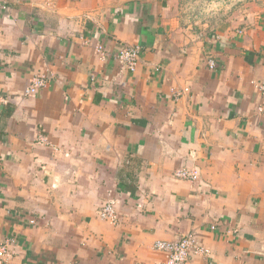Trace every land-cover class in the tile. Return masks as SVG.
Returning a JSON list of instances; mask_svg holds the SVG:
<instances>
[{"label":"crops","instance_id":"1","mask_svg":"<svg viewBox=\"0 0 264 264\" xmlns=\"http://www.w3.org/2000/svg\"><path fill=\"white\" fill-rule=\"evenodd\" d=\"M245 23L194 35L165 0H0L11 264H161L153 244L186 234L211 252L191 264H264V15ZM135 45L132 72L117 56Z\"/></svg>","mask_w":264,"mask_h":264},{"label":"built area","instance_id":"2","mask_svg":"<svg viewBox=\"0 0 264 264\" xmlns=\"http://www.w3.org/2000/svg\"><path fill=\"white\" fill-rule=\"evenodd\" d=\"M103 48H99L102 52ZM104 51V50H103ZM141 54V47L125 46L118 53V60L130 71L134 72L139 64V56ZM208 66L211 70H215L217 63L214 59L208 61ZM51 76L46 74L34 75L28 88L25 90L26 97H34L39 91L43 90L50 84ZM260 97L262 105L260 106V112L264 111V81L255 84ZM38 143H48L47 138L44 135L39 136ZM174 176L178 180L196 181L199 179L197 171H192L187 168H182L174 172ZM115 200H110L105 203L100 211V217L110 222H115ZM34 223V221H32ZM215 230L216 226H212ZM15 243L12 239H6L0 243V263L11 264L15 257ZM153 249L158 253L163 254L164 261L161 264H191L192 260L198 256H210V250L202 247L193 234H186L177 241H156L153 244Z\"/></svg>","mask_w":264,"mask_h":264},{"label":"rangeland","instance_id":"3","mask_svg":"<svg viewBox=\"0 0 264 264\" xmlns=\"http://www.w3.org/2000/svg\"><path fill=\"white\" fill-rule=\"evenodd\" d=\"M165 5L169 19L194 35L226 28L236 32L252 15H264V0H165Z\"/></svg>","mask_w":264,"mask_h":264}]
</instances>
